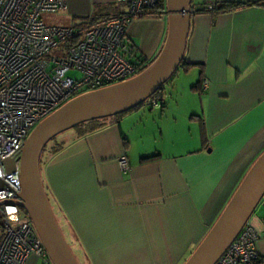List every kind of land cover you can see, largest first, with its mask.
Instances as JSON below:
<instances>
[{"label":"crops","instance_id":"crops-1","mask_svg":"<svg viewBox=\"0 0 264 264\" xmlns=\"http://www.w3.org/2000/svg\"><path fill=\"white\" fill-rule=\"evenodd\" d=\"M227 3L243 7L191 16L163 110L68 131L54 140L57 153L41 157L43 187L79 264H184L264 152V0H191V8ZM124 10L116 0H67L64 12L43 21L79 27ZM166 30L165 12L129 25L143 67ZM202 80L207 90L194 89ZM248 224L263 232L264 197ZM256 252L264 259V238Z\"/></svg>","mask_w":264,"mask_h":264},{"label":"built area","instance_id":"built-area-1","mask_svg":"<svg viewBox=\"0 0 264 264\" xmlns=\"http://www.w3.org/2000/svg\"><path fill=\"white\" fill-rule=\"evenodd\" d=\"M116 3L125 6L118 16L61 27L47 25L43 17L64 12L67 0H0V264H26L31 258L51 264L19 206V158L31 131L73 98L142 71L127 29L135 20L159 15L160 0ZM207 87L203 80L201 88ZM144 104L159 108L152 97ZM5 160L13 162L14 172L6 171ZM118 164L123 173L129 171L125 157ZM262 238L264 230L247 223L215 264H264L256 252Z\"/></svg>","mask_w":264,"mask_h":264},{"label":"water","instance_id":"water-1","mask_svg":"<svg viewBox=\"0 0 264 264\" xmlns=\"http://www.w3.org/2000/svg\"><path fill=\"white\" fill-rule=\"evenodd\" d=\"M191 0H165L167 30L157 57L137 76L125 82L82 94L65 103L30 133L19 158L20 208L33 228L51 264H79L54 217L40 176V157L48 143L80 125L126 114L158 92L182 65ZM7 172L13 162L5 160ZM2 183L0 182V189ZM264 197V152L255 160L219 217L184 264H215L232 244Z\"/></svg>","mask_w":264,"mask_h":264},{"label":"trees","instance_id":"trees-1","mask_svg":"<svg viewBox=\"0 0 264 264\" xmlns=\"http://www.w3.org/2000/svg\"><path fill=\"white\" fill-rule=\"evenodd\" d=\"M249 5V4H248ZM248 5H246V6H248ZM251 5V4H250ZM253 5H259V3L257 2L256 4H253ZM241 7H243V5L242 4H238V3H227V4H217V5H215L214 7H212L211 9H208V8H201L200 10H198V11H195L194 13L197 15V14H203V13H206V12H216V11H226V10H234V9H238V8H241ZM157 11H158V13L160 14V13H164L165 12V0H160V3H159V5H158V7H157ZM148 66V65H147ZM147 66H144L143 68H142V71L147 67ZM184 70H186V68L184 67L183 68ZM141 71V72H142ZM174 77V76H173ZM172 77V78H173ZM170 81H171V79L158 91V92H156L153 96H152V99L159 105V108H157V109H160V110H163V108H164V106H165V103H164V98H165V92H164V90H165V87L170 83ZM203 81V80H202ZM202 81H200V83L198 84V86H196V88H194V89H199L200 91H205V90H203L202 88H201V83H202ZM207 81V80H206ZM208 82V81H207ZM209 85V84H208ZM208 88V87H207ZM207 90V89H206ZM144 105L145 104H143L142 106H140V107H138V108H136V109H133L132 111H130V112H128V113H126V114H129V113H131V112H134V111H136V110H138V109H142V108H144ZM148 110L149 109H152V108H147ZM126 114H123V115H119V116H117V117H113V118H109V119H104V120H97V121H93V122H89V123H86V124H83V125H80V126H78L77 128H75V129H77V131L76 132H79L80 130H81V128H84V127H86V126H88L89 124L91 125V124H97V123H101V122H105V121H107V120H117V119H119L120 117H122V116H124V115H126ZM55 140V139H54ZM202 144H203V146L205 147V145H206V142L205 141H203L202 142ZM61 148H60V146L59 145H57V144H55L54 143V141H52V142H50V143H48L47 144V146L45 147V149L43 150V152H42V154H41V157L45 154V153H51L52 155H54L55 153H57L59 150H60ZM41 157H40V159H41ZM157 156H153V157H148V158H145V159H143L142 161H151V160H153L154 158H156ZM47 195V194H46ZM48 198V197H47ZM48 201H49V199H48ZM51 206V205H50ZM53 212V211H52ZM55 217V216H54ZM56 219V218H55ZM57 221V220H56ZM0 225H1V222H0Z\"/></svg>","mask_w":264,"mask_h":264},{"label":"rangeland","instance_id":"rangeland-1","mask_svg":"<svg viewBox=\"0 0 264 264\" xmlns=\"http://www.w3.org/2000/svg\"><path fill=\"white\" fill-rule=\"evenodd\" d=\"M52 55L54 56V57H60L61 56V54L58 52V51H54L53 53H52ZM70 75H72V76H75L74 74H70ZM154 113H156L157 111H153ZM77 131V129H73V132H76ZM65 134V133H64ZM63 135V134H62ZM61 136V135H60ZM59 137V136H58ZM54 141V140H53Z\"/></svg>","mask_w":264,"mask_h":264}]
</instances>
